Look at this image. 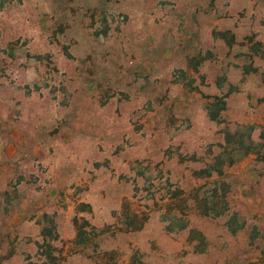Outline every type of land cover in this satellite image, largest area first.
Returning <instances> with one entry per match:
<instances>
[{
    "label": "rangeland",
    "instance_id": "obj_1",
    "mask_svg": "<svg viewBox=\"0 0 264 264\" xmlns=\"http://www.w3.org/2000/svg\"><path fill=\"white\" fill-rule=\"evenodd\" d=\"M0 264H264V0H0Z\"/></svg>",
    "mask_w": 264,
    "mask_h": 264
}]
</instances>
